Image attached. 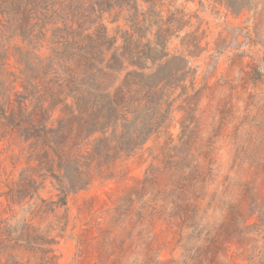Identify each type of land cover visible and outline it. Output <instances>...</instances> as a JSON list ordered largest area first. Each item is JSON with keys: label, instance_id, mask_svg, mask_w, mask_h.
Segmentation results:
<instances>
[{"label": "rangeland", "instance_id": "374dc122", "mask_svg": "<svg viewBox=\"0 0 264 264\" xmlns=\"http://www.w3.org/2000/svg\"><path fill=\"white\" fill-rule=\"evenodd\" d=\"M11 1L0 0L5 93L20 89L9 75L23 67L18 53L33 51L45 63L60 49L50 31L61 25L57 16L33 49ZM251 1L238 13L214 0H136V10L103 13L115 47L124 32L138 49L147 41L154 46L155 33L169 28L165 51L186 59V89L171 90L160 132L118 160L112 176H97L60 206L45 205L57 199L51 178L32 197L12 198L22 179L39 181L37 160L29 158L28 142L0 126V225L13 236L48 241L14 247L0 263L264 264V0ZM167 160L182 163V194L168 190L167 177L176 173L166 170ZM150 175L156 182L144 181Z\"/></svg>", "mask_w": 264, "mask_h": 264}, {"label": "trees", "instance_id": "16d2710c", "mask_svg": "<svg viewBox=\"0 0 264 264\" xmlns=\"http://www.w3.org/2000/svg\"><path fill=\"white\" fill-rule=\"evenodd\" d=\"M151 1V0H149ZM224 1L238 13L251 0ZM12 0L18 28L34 40L33 49L45 37L46 24L60 20L50 30L60 44L45 63L33 51L18 53L23 67L13 76L8 92H0V126L28 142L29 158L37 160L39 181L24 178L17 183L12 198L23 199L51 178L57 190L55 201L46 206L66 204L69 193L89 185L97 176H112L118 160L134 154L155 133L165 127L173 100L171 90L184 84L190 69L183 57H168L165 51L169 28L155 33V44L147 41L141 49L132 46V35L124 32L123 44L115 47L103 24V13L113 7L136 10V0ZM55 15L57 17L52 16ZM133 25L134 19H128ZM128 36V37H125ZM5 58V55H2ZM149 62V63H148ZM127 70L117 82V75ZM58 111V118L52 114ZM168 190L182 194L188 189L181 173L182 163L165 161ZM145 182H156L147 176ZM45 202V201H44ZM16 231V230H13ZM0 225V256L14 247L44 244L30 234L12 235ZM47 250V249H44ZM50 258H48L49 260ZM4 264V263H0Z\"/></svg>", "mask_w": 264, "mask_h": 264}]
</instances>
